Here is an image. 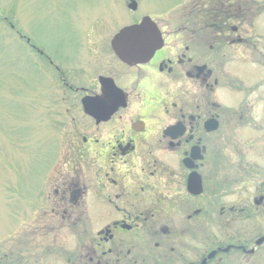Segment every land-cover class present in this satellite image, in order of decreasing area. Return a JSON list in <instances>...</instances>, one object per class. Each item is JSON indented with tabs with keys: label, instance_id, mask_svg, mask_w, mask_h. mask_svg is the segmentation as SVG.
Here are the masks:
<instances>
[{
	"label": "flooded vegetation",
	"instance_id": "flooded-vegetation-1",
	"mask_svg": "<svg viewBox=\"0 0 264 264\" xmlns=\"http://www.w3.org/2000/svg\"><path fill=\"white\" fill-rule=\"evenodd\" d=\"M174 3L130 11L159 32L146 61L113 53L122 27L76 86L60 73L62 145L33 193L41 236L74 250L46 264H264V0Z\"/></svg>",
	"mask_w": 264,
	"mask_h": 264
},
{
	"label": "rangeland",
	"instance_id": "rangeland-1",
	"mask_svg": "<svg viewBox=\"0 0 264 264\" xmlns=\"http://www.w3.org/2000/svg\"><path fill=\"white\" fill-rule=\"evenodd\" d=\"M130 1L0 0V264L57 263L58 249L74 250L68 235L57 246L41 236L47 207L33 190L46 191L62 145L60 73L76 86L96 47L135 16L163 17L177 0H135V16Z\"/></svg>",
	"mask_w": 264,
	"mask_h": 264
},
{
	"label": "water",
	"instance_id": "water-1",
	"mask_svg": "<svg viewBox=\"0 0 264 264\" xmlns=\"http://www.w3.org/2000/svg\"><path fill=\"white\" fill-rule=\"evenodd\" d=\"M136 7L135 1H130L128 4L131 11H134ZM145 33L149 35L146 36ZM160 45L159 32L148 17L143 18L138 25L121 29L111 40L114 54L127 64L146 61ZM142 47L145 51H138Z\"/></svg>",
	"mask_w": 264,
	"mask_h": 264
}]
</instances>
